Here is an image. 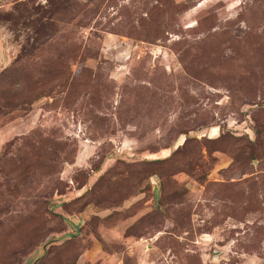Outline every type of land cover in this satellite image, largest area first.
Listing matches in <instances>:
<instances>
[{"label": "rangeland", "instance_id": "374dc122", "mask_svg": "<svg viewBox=\"0 0 264 264\" xmlns=\"http://www.w3.org/2000/svg\"><path fill=\"white\" fill-rule=\"evenodd\" d=\"M0 264H264V0H0Z\"/></svg>", "mask_w": 264, "mask_h": 264}, {"label": "water", "instance_id": "95a60500", "mask_svg": "<svg viewBox=\"0 0 264 264\" xmlns=\"http://www.w3.org/2000/svg\"><path fill=\"white\" fill-rule=\"evenodd\" d=\"M150 180H151L153 187L156 190H158L159 189V180H158L157 176L156 175L151 176Z\"/></svg>", "mask_w": 264, "mask_h": 264}]
</instances>
